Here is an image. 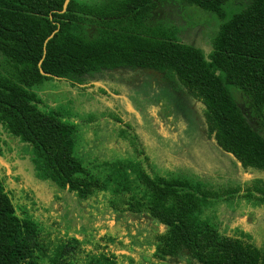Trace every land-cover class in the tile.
<instances>
[{"label": "trees", "instance_id": "1", "mask_svg": "<svg viewBox=\"0 0 264 264\" xmlns=\"http://www.w3.org/2000/svg\"><path fill=\"white\" fill-rule=\"evenodd\" d=\"M66 1L0 0V55L7 67L0 71V129L31 147L39 181L64 196L72 194L78 200L75 210L81 212L80 204L89 203L93 211L84 229L69 220L62 223L5 175L4 181L0 178V264H154L175 259L264 264V246L244 227L247 211L241 207L246 198L264 204V133L249 125L235 97L243 94L256 115L264 113V0H247L232 14L208 53L177 40H150L119 29L126 22L148 20L166 0H121L115 11L104 14L82 9L78 0H70L65 9ZM182 1L224 19L231 0ZM86 23L106 25L103 37L90 42L77 36ZM118 69L164 77L201 105L208 136L230 155L244 182L213 193L187 180L155 179L125 155L141 154L138 148L112 157L96 155L79 116L45 105L33 91L49 79L84 90L92 77ZM253 173L263 177L247 176ZM117 213L138 215L143 223L153 218V239L145 231L135 235L114 225Z\"/></svg>", "mask_w": 264, "mask_h": 264}, {"label": "rangeland", "instance_id": "2", "mask_svg": "<svg viewBox=\"0 0 264 264\" xmlns=\"http://www.w3.org/2000/svg\"><path fill=\"white\" fill-rule=\"evenodd\" d=\"M119 1L121 0H78V5L84 10L104 14L105 11H115ZM247 2L231 0L225 6L226 17L222 19L198 7L189 6L182 0H166L157 6L148 20L143 23L126 22L119 29L141 33L150 40H177L182 45L200 48L208 53L212 50L213 40L221 25L232 14L245 7ZM100 25L86 23L76 35L90 42L100 40L106 26ZM114 27L117 29V25ZM5 68L6 63L0 55V71ZM152 82H155L156 87L154 85L152 87ZM159 82L152 81L150 73L146 71L123 69L103 72L92 77L86 83L85 90L69 82L49 79L42 86L35 87L33 91L43 99L45 105H58V108H64L62 111L68 115L79 116L80 122L88 127L87 135L96 154H117L124 150L131 152L133 148H138L144 154H173L174 156L161 157L150 162V167L156 175L199 181L213 193L238 188L244 182L242 173L230 157L222 155L223 153L212 144L206 132L202 106L182 92L177 85L168 83L174 91L167 92ZM156 95L159 96L153 98ZM235 97L249 125L264 133V113L256 115L248 98L243 94L235 93ZM169 100L173 106L175 121L179 122L180 140L176 141L173 138H169L168 141L162 140L163 146L158 147L149 144L148 137L138 130H134L133 133L137 137L133 141H138L135 144L133 141V144L124 142L117 136L120 129L117 118L122 122L136 124L138 108L148 116L147 112L154 103L161 101L167 105L170 103ZM146 119L143 121L145 120L144 123L146 122L148 126ZM153 135L158 137L155 133ZM0 149L5 157L0 159L2 181L6 175L17 183L16 185L21 184L27 191L29 189L31 198L59 216L62 223H68L69 220L71 225H80L81 229L88 226L87 216L93 211H90V204L81 203L83 210L77 211L73 206L78 200L72 194L64 196L60 190L54 191L48 184L39 181L35 175L30 146L21 144L1 128ZM247 176L253 180L263 177L255 173ZM247 183L252 185L253 182ZM241 200V207L247 211L242 219L245 222L244 227L252 230L258 244L264 246V204L249 198ZM117 220L116 217L115 221ZM122 221L121 224L128 228L133 226L127 218ZM116 224L117 222L114 223ZM185 262V259H175L162 264H186Z\"/></svg>", "mask_w": 264, "mask_h": 264}, {"label": "flooded vegetation", "instance_id": "3", "mask_svg": "<svg viewBox=\"0 0 264 264\" xmlns=\"http://www.w3.org/2000/svg\"><path fill=\"white\" fill-rule=\"evenodd\" d=\"M163 2H165V1H163ZM118 70H123V69H118ZM135 70H141V69H135ZM141 71H145V70H141ZM146 72H148V71H146ZM148 73H150V76L152 77V81H154V80L156 82L160 81L159 84H161L162 86L165 87L164 88L165 91H167V92L172 91V90L174 91V88L173 87L171 88L169 86V84H168V83H170V85H171V82L167 81L164 77L162 78L161 76H158V75L153 74L151 72H148ZM154 83L155 82H152V87H153V85H154V87H156V85ZM173 85H175V84H173ZM181 91L183 92L184 90L181 89ZM161 92L162 91H160V93ZM157 96H159V95H156L154 97L153 96H149V97L156 98ZM138 109L136 111V112H138V116L139 117L142 116V117H140L141 120H139V117L137 116V120L136 121H138V123L136 122V124H130V123H127L125 121L122 122L121 120H117V124H118V126H120V129H121V130L120 129L118 130L117 136L122 141L127 142V143L128 142L132 143L131 139H133V138L137 139V137L133 134L134 130H138L142 134L146 135L148 137V139L150 140L149 144L152 143L155 146L157 145L158 147H160V146L162 147L163 146L162 140H164V141L167 140L168 141L169 138H173V139H175L177 141L179 139V135H178L179 122L175 121V115H174V112H173V106L171 104V101L167 105H165L161 101L159 103H157V104L154 103L151 106L150 111L147 112L148 116L143 111L140 112ZM149 114L152 115V116H149ZM143 117L145 119L147 117L146 120H148V126L146 125V122L144 123L145 120L143 121V119H144ZM178 119H180V118H178ZM116 132H117V129H116ZM113 133L115 134V132H113ZM154 133L158 137L154 136L153 135ZM128 135H129V137H128ZM211 142L214 145L212 140H211ZM136 143H138V141H136ZM96 155H99V156H102V157L117 156V154H107V155L96 154ZM125 155L134 157L137 161H139L143 166H145L147 168L149 174L151 176H154L155 179H165L167 181L186 180V179L173 178V177H170V176L156 175L155 172L151 169L150 162L152 160L157 159V158H161V157L168 158V156H174L173 154H144L142 152L141 154H125ZM222 155H226V156L230 157V155H228V154H222ZM231 160H232V158H231ZM238 169L240 171L239 167H238ZM187 181L190 182L191 184L195 185V186L199 184L200 186H203L205 189H208V187L204 186L202 182H199V181L193 182L191 180H187ZM19 185L22 186L21 184H19ZM189 189L191 190L192 187H189ZM28 191H29V189H28ZM109 213L110 212H107V214H109ZM116 217H117L118 220L117 221L114 220L113 224L115 222H117V226L122 228L124 231L131 230L132 233L135 234V235H139L143 231H145L147 233V235H149V239H153L152 234L154 233L155 229L157 228V225L154 223L153 218H149L147 222L145 220L144 223H143V222L140 221L138 215H135V214H130L128 217H123V216H120L117 213ZM124 218H127V221H129L130 224L133 225V226L128 228L125 225H122L121 222H123L122 219H124ZM150 243H151V241H150ZM165 262L168 263L169 261H165ZM165 262H162V263H165ZM162 263L160 262V263H154V264H162Z\"/></svg>", "mask_w": 264, "mask_h": 264}, {"label": "water", "instance_id": "4", "mask_svg": "<svg viewBox=\"0 0 264 264\" xmlns=\"http://www.w3.org/2000/svg\"><path fill=\"white\" fill-rule=\"evenodd\" d=\"M69 1H70V0H67V1H66V3H65V9L67 8ZM53 36H54V34H52V35L50 36V38L47 39L46 43H47V42H48ZM44 51H45V55H46V48L44 49ZM41 63H42V62H41ZM41 63H40V68H41ZM41 72H42V74H43L44 76L48 75V74H46L42 69H41Z\"/></svg>", "mask_w": 264, "mask_h": 264}]
</instances>
